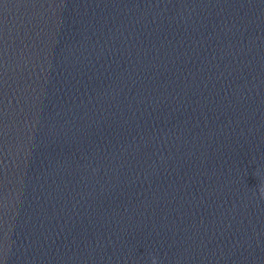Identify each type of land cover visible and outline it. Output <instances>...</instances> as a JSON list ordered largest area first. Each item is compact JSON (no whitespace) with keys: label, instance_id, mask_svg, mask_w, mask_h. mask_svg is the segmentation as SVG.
Returning <instances> with one entry per match:
<instances>
[{"label":"clouds","instance_id":"obj_1","mask_svg":"<svg viewBox=\"0 0 264 264\" xmlns=\"http://www.w3.org/2000/svg\"><path fill=\"white\" fill-rule=\"evenodd\" d=\"M261 194L264 195V187L261 188ZM155 264V262H153Z\"/></svg>","mask_w":264,"mask_h":264}]
</instances>
